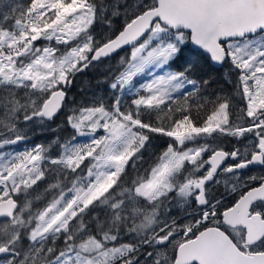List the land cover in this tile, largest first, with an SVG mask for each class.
<instances>
[{"label": "snow or ice", "instance_id": "snow-or-ice-1", "mask_svg": "<svg viewBox=\"0 0 264 264\" xmlns=\"http://www.w3.org/2000/svg\"><path fill=\"white\" fill-rule=\"evenodd\" d=\"M254 165L264 0H0V264H264Z\"/></svg>", "mask_w": 264, "mask_h": 264}, {"label": "trees", "instance_id": "trees-1", "mask_svg": "<svg viewBox=\"0 0 264 264\" xmlns=\"http://www.w3.org/2000/svg\"><path fill=\"white\" fill-rule=\"evenodd\" d=\"M125 53L122 52L121 55H124ZM113 66L115 65V61H112ZM226 69L221 68L218 69L216 67L206 69L205 72L203 73L204 78H209L212 77L214 81L218 83H213L212 87L208 89V93H215L219 91L221 88H223L225 91H232V85L226 84L224 82V72ZM104 72V69H98V70H91L87 71L82 75H78L74 84L72 87L68 90V102L69 105L71 106L73 104V101L75 104H80L84 101H86L88 98L92 96L93 92H99L101 89H107V85L103 83H98L99 80L102 79V73ZM234 79V78H233ZM67 112V109L65 110ZM66 121V115L65 114H60L58 118L51 124L52 128H56L58 125L60 126V130L58 132L54 133L52 131H45V132H40L39 129L35 130L34 134L31 136V141L27 144H23L21 146L16 147L17 149H23L24 147H31L33 144L37 143H45L49 139H51L54 135H64L63 129L66 127L65 124ZM236 144V141L228 139L225 140L224 144L221 145L225 149L228 147H233ZM246 175H251V174H264V169L258 168L255 170H252L250 172L246 171ZM216 192H223L224 189L223 187H215Z\"/></svg>", "mask_w": 264, "mask_h": 264}, {"label": "flooded vegetation", "instance_id": "flooded-vegetation-1", "mask_svg": "<svg viewBox=\"0 0 264 264\" xmlns=\"http://www.w3.org/2000/svg\"><path fill=\"white\" fill-rule=\"evenodd\" d=\"M233 147H228V148H226V150H231ZM233 161H228V163H232ZM261 168V167H260ZM255 169H258V168H256V167H252V168H249V169H247V170H244L245 172L246 171H249L250 170V172L252 171V170H255ZM216 186H214V188H215Z\"/></svg>", "mask_w": 264, "mask_h": 264}, {"label": "water", "instance_id": "water-1", "mask_svg": "<svg viewBox=\"0 0 264 264\" xmlns=\"http://www.w3.org/2000/svg\"><path fill=\"white\" fill-rule=\"evenodd\" d=\"M122 53V52H121ZM216 68H218V69H221L219 66H215ZM31 141V139L27 142V143H29ZM26 143V144H27ZM23 144H25V143H22V144H20V145H17V146H14V147H18V146H21V145H23ZM252 167H256V168H260V166H258V165H254V166H251L250 168H252Z\"/></svg>", "mask_w": 264, "mask_h": 264}, {"label": "rangeland", "instance_id": "rangeland-1", "mask_svg": "<svg viewBox=\"0 0 264 264\" xmlns=\"http://www.w3.org/2000/svg\"><path fill=\"white\" fill-rule=\"evenodd\" d=\"M18 150H20V149H18Z\"/></svg>", "mask_w": 264, "mask_h": 264}]
</instances>
